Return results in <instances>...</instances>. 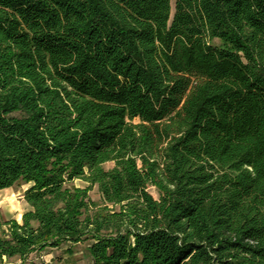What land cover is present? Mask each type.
<instances>
[{"label":"trees","instance_id":"1","mask_svg":"<svg viewBox=\"0 0 264 264\" xmlns=\"http://www.w3.org/2000/svg\"><path fill=\"white\" fill-rule=\"evenodd\" d=\"M19 185L0 259L264 264V0H0V191Z\"/></svg>","mask_w":264,"mask_h":264},{"label":"rangeland","instance_id":"2","mask_svg":"<svg viewBox=\"0 0 264 264\" xmlns=\"http://www.w3.org/2000/svg\"><path fill=\"white\" fill-rule=\"evenodd\" d=\"M112 166V164H108L105 168L109 169ZM74 185L82 189L86 188V184L81 181H75ZM25 190L26 186L19 185L0 191V223L10 220L21 221L22 214L27 210L22 197ZM148 191L155 199L158 198V193L153 187ZM88 196L92 202L99 203L101 201L97 186L91 188ZM86 247L87 243L82 241L76 244H66L57 249L48 248L42 252L32 253L26 264H89L90 259L87 257ZM5 263L20 264V261L6 259Z\"/></svg>","mask_w":264,"mask_h":264},{"label":"built area","instance_id":"3","mask_svg":"<svg viewBox=\"0 0 264 264\" xmlns=\"http://www.w3.org/2000/svg\"><path fill=\"white\" fill-rule=\"evenodd\" d=\"M5 261H6V258L3 257L2 259H0V264H6Z\"/></svg>","mask_w":264,"mask_h":264}]
</instances>
